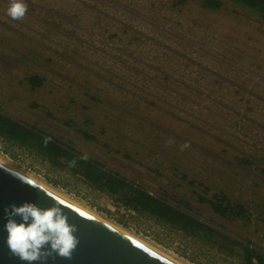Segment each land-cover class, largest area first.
I'll use <instances>...</instances> for the list:
<instances>
[{"label": "rangeland", "instance_id": "rangeland-1", "mask_svg": "<svg viewBox=\"0 0 264 264\" xmlns=\"http://www.w3.org/2000/svg\"><path fill=\"white\" fill-rule=\"evenodd\" d=\"M221 1L23 0L13 20L0 0V113L264 253V18ZM0 159L183 264H244L46 157L0 140ZM219 194L247 219L200 201Z\"/></svg>", "mask_w": 264, "mask_h": 264}, {"label": "trees", "instance_id": "trees-1", "mask_svg": "<svg viewBox=\"0 0 264 264\" xmlns=\"http://www.w3.org/2000/svg\"><path fill=\"white\" fill-rule=\"evenodd\" d=\"M237 3L245 8L254 10L264 18V0H226ZM201 7L208 10H219L221 0H199ZM32 89L42 86L44 80L39 76H30L26 80ZM85 139L92 138L89 134L82 133ZM50 138L40 130L28 126L0 113V140L13 144L36 155L46 157L55 166L63 167L73 174H79L83 180L98 191L114 197L119 203L138 215H145L159 224L176 228L193 237H204L209 243H230L242 248L244 264H264V253L246 245L228 239L216 229L209 227L194 219L178 208L168 205L164 200L154 197L141 187L119 177L116 173L104 169L93 160L81 159L72 149L50 138L47 144L45 139ZM71 161L75 166L70 167ZM56 183H54L55 185ZM201 202L207 203L212 212L222 218H238L246 220L245 210L238 204H231L223 195H214L212 199L201 197ZM224 248L226 246H223Z\"/></svg>", "mask_w": 264, "mask_h": 264}, {"label": "water", "instance_id": "water-1", "mask_svg": "<svg viewBox=\"0 0 264 264\" xmlns=\"http://www.w3.org/2000/svg\"><path fill=\"white\" fill-rule=\"evenodd\" d=\"M29 184L38 186L41 190ZM26 202L34 203L42 209L52 207L56 202L60 203L64 207L68 222L77 226L78 230L74 235L79 239L71 260L61 259L54 254L46 260L34 261L32 264H177L1 162L0 264H28L9 250L5 227L12 206L19 207ZM12 218L17 223L21 222L20 216Z\"/></svg>", "mask_w": 264, "mask_h": 264}, {"label": "clouds", "instance_id": "clouds-1", "mask_svg": "<svg viewBox=\"0 0 264 264\" xmlns=\"http://www.w3.org/2000/svg\"><path fill=\"white\" fill-rule=\"evenodd\" d=\"M26 12L27 5L23 0H12L7 10L13 20H22ZM49 140L50 138H46L45 144ZM81 159L87 160L88 156L85 154ZM69 166L74 167L75 161H71ZM29 185L40 189L38 186ZM15 216L21 217L20 223L12 218ZM8 217L5 225L8 233L7 245L11 253L21 261L32 264L34 261L46 260L54 254L61 259L71 260L79 244L78 237L74 235L78 229L75 224L68 222L64 207L60 203L56 202L46 209L27 202L19 207L13 205Z\"/></svg>", "mask_w": 264, "mask_h": 264}, {"label": "bare ground", "instance_id": "bare-ground-1", "mask_svg": "<svg viewBox=\"0 0 264 264\" xmlns=\"http://www.w3.org/2000/svg\"><path fill=\"white\" fill-rule=\"evenodd\" d=\"M0 162H1L2 164L6 165L7 167L16 170L17 172L21 173L22 175L26 176L27 178H29V179H31L32 181L38 183L39 185L43 186L44 188L48 189L49 191L53 192L54 194L58 195L59 197L63 198L64 200L68 201L69 203L73 204L74 206H76V207H78V208H80L81 210H83V211L86 212V210L83 209L80 205H77L76 203H74L73 201H71L70 198H68L67 196H64L63 194H61V193L58 192L57 190L52 189V188L48 187L47 185H45V184L39 182V181L36 180L34 177H31L30 175L24 173L23 171L21 172L20 170L16 169L13 165L10 166L9 164H7L5 161H3V160H1V159H0ZM89 212H90V211H89ZM86 213H88V210H87ZM88 214H90L91 216L93 215V216L97 217L98 219L102 220L103 222L107 223L108 225L112 226L113 228L120 230L121 232L125 233L126 235L130 236L131 238L135 239L136 241L140 242L141 244L145 245L146 247L150 248L151 250L155 251L156 253L160 254L161 256L165 257L166 259H168V260H170V261H174V262L177 263V264H183V263L179 262V261L176 260V259L170 258V257L167 256L166 254H164V252H161V250H159L158 248L152 247L151 245H148V244H146L145 242L140 241V239H137L136 237H133L131 234H129V232H126V230L121 229V228H119L118 226H116V225H114V224H111V223H109V222H107V221H105V220L99 218L95 213L92 212V213H88Z\"/></svg>", "mask_w": 264, "mask_h": 264}, {"label": "snow or ice", "instance_id": "snow-or-ice-1", "mask_svg": "<svg viewBox=\"0 0 264 264\" xmlns=\"http://www.w3.org/2000/svg\"><path fill=\"white\" fill-rule=\"evenodd\" d=\"M61 203H64L63 201H61ZM69 207H71V205H69ZM83 215V213H81Z\"/></svg>", "mask_w": 264, "mask_h": 264}]
</instances>
